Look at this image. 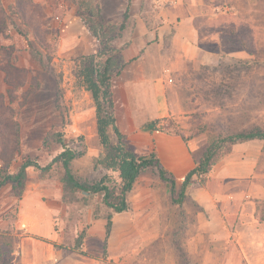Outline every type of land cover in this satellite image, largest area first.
<instances>
[{"label":"rangeland","instance_id":"1","mask_svg":"<svg viewBox=\"0 0 264 264\" xmlns=\"http://www.w3.org/2000/svg\"><path fill=\"white\" fill-rule=\"evenodd\" d=\"M1 1L9 12L16 3V0ZM32 1L51 25L47 30L41 27L40 35L46 38L45 46L38 45L33 30L26 27L14 13L15 21L25 33H19L10 22L0 32V60L8 55L18 68L9 72L0 68V93L19 123L20 142L18 150L11 156L10 170H16L26 159L47 166L63 150L58 140L59 134H62L67 146L82 153L72 163L76 174L84 180L94 181L105 173L97 164V159L105 156L107 150L99 137L96 101L88 87V80L95 76L98 62H105L109 55L97 56V40L81 21L75 0ZM129 1L131 6L124 30L129 26L128 32L132 33L135 29L130 21L131 14L141 0L109 1L113 6L111 11L103 8L100 0L108 24L105 35H117ZM145 1H149L150 5L143 6L141 15L148 17L152 13L151 6L164 0ZM182 1L196 3L192 8L195 12L194 25L198 29L196 35H211L209 40L199 42V55L196 58H187L179 45L173 44L172 36L174 32L180 35H191V32L186 24H177L163 34L167 35L162 45L163 57L159 58L156 45L150 48L146 56H152L159 98L167 109L157 120V127L165 134L183 138L187 146L194 149L192 154L197 161L216 133H200L198 129L203 125L211 128L225 125L237 129L253 124L264 126V0ZM158 25L157 22L148 21V27ZM124 30L111 42L114 51L123 50L119 54L121 59L115 57L112 64L114 71L122 62L132 61L124 53L129 46V39L123 35ZM29 41H34L42 51L43 63L33 54ZM96 45L97 49L92 52ZM142 54L140 52L137 57ZM119 75H114L110 80L116 120L112 81ZM88 108L95 112L94 124L77 128L76 115ZM131 147L138 155L153 152L138 149L133 141ZM230 152L224 154L216 164L219 165L225 157L228 159ZM259 168L264 171V155ZM218 172L213 176L192 177L187 191H195V187L207 185V181H210L208 186L213 191L247 190L245 180V184L240 183L241 187H237L231 178H224ZM63 175L64 170L58 163L52 164L46 171L34 166L28 168L25 191H41L44 205L48 206L47 211H52L51 230H55L58 236L53 245H47L48 254L54 251L68 255L79 253L72 254L73 259L64 260L63 264H189V260H183L180 251L188 249L187 237L194 234L196 228H184L180 223L185 222L181 218L182 209H169L164 217L167 219L166 227L154 228L158 214L152 206L138 212H134L132 207L128 211L131 216L121 217L102 203L103 193L81 191L76 194L75 201L66 202L63 199ZM261 177L264 181V176ZM184 180L181 179L176 191L181 190ZM168 183L160 179L156 168H152L141 174L132 191H170ZM21 198L16 196L10 182L0 188V227H13L19 237L11 264L21 263V241L24 237L32 235L39 238L37 234H31L28 223L22 226L19 214ZM187 208L188 220L195 222L198 206L188 200ZM111 214L112 222L108 226V216ZM90 227L97 233L105 231L106 236L91 234L88 232ZM157 233L167 235L166 241L159 238ZM79 239H82L80 246ZM23 244L25 253H28L30 243L27 242L29 246L25 242ZM162 247L171 250L172 260L159 261L158 251ZM207 248L213 251L220 249L219 245L209 241ZM258 262L263 263V259ZM191 263L198 264L199 260L192 258Z\"/></svg>","mask_w":264,"mask_h":264},{"label":"crops","instance_id":"2","mask_svg":"<svg viewBox=\"0 0 264 264\" xmlns=\"http://www.w3.org/2000/svg\"><path fill=\"white\" fill-rule=\"evenodd\" d=\"M109 1L112 0H101L103 8L111 11L113 6ZM194 4L196 3L187 4L182 0L159 1L151 6L152 13L147 17L141 15V9L144 5L149 6V1L138 2L130 19L135 31L128 32L130 28L128 26L123 32L124 37L129 39V46L124 49V53L127 59L132 61L112 81L119 128L127 134L131 146L133 141L138 149L153 150L157 154L163 166L175 175L176 188L199 160H195L192 154L194 149L189 148L183 138L165 134L157 127V120L167 109L162 106L159 98L157 75L154 74L153 61L150 58L152 56L147 57L146 54L148 55L150 48L156 45L159 48V58L163 57L162 45L167 39V35H163L165 31H169L177 24H186L191 35L174 32L173 44L179 45L187 58H196L199 55V42L208 41L211 35H196L198 29L194 25L195 12L192 9ZM148 21L157 22L159 25L155 28L148 27ZM96 49L97 45L91 51ZM140 52H143L142 56L137 57ZM94 116V110L88 108L76 115L75 126L82 128L94 124ZM263 155V140L236 143L229 158L225 157L219 165L215 164L209 173V176H213L219 171L222 177L231 178L237 187H241L240 183L245 184L246 181L247 190L237 188L234 191H213L208 186L210 181H207V185L195 187V191H186L183 202L177 203L174 200L179 197L181 191L173 192L171 183H168L170 191H131L129 195L131 208L138 212L146 211L152 206L158 214L153 227L160 229L166 227L167 219L164 217L169 209H182L181 218L187 223L184 221L180 223L184 228L188 226L196 228L194 234L187 237L188 249L180 251L183 260H189V264H192V258H197L198 264H259L258 261L261 259H263L261 264H264V218H261L264 204V181L261 176H264V171L259 168ZM188 200L198 206L195 222L187 218ZM47 207L44 205L41 191H24L20 200V220L22 226H27L28 223L31 234L35 233L39 238L32 235L23 236L20 264H63L62 261L72 260L74 254H79L46 252L47 245H53L58 238L56 231L51 230L52 211L48 212ZM117 215L131 216L129 212ZM88 232L106 236L105 231L97 233L92 227ZM157 234L166 241L167 235ZM207 241L216 243L220 249L218 251L208 249ZM24 242L30 243L28 253H25ZM170 253L169 248L165 250L162 247L158 251L159 261L172 260Z\"/></svg>","mask_w":264,"mask_h":264},{"label":"trees","instance_id":"3","mask_svg":"<svg viewBox=\"0 0 264 264\" xmlns=\"http://www.w3.org/2000/svg\"><path fill=\"white\" fill-rule=\"evenodd\" d=\"M75 1L78 5L77 13L81 21L88 32L97 40L99 47L97 56L104 57L109 55L105 62L103 60L98 62L95 76L88 80V87L96 101L99 137L107 150L105 156L97 159V164L105 170V173L94 181L80 178L74 171L72 163L82 153L67 146L62 134H59L58 140L63 146V150L47 166H42L36 160L26 159L16 170H10L11 156L15 150H18L20 142L19 123L14 119L11 108L4 102L3 95L0 93V188L10 182L16 196L21 198L25 191L29 167L34 166L41 171H46L52 164L58 163L64 170L61 181L63 199L66 202L75 201L77 199L76 194L81 191L91 194L103 193L102 203L113 214L124 213L131 210L129 195L142 173L156 168L160 179L171 183L173 192L176 191V177L163 166L154 151L149 154H136L130 146L126 134L119 128L115 117L110 80L114 75H119L130 60L122 62L116 71L112 70L115 57L118 56L121 59L122 57L119 54L123 50L114 51L111 47V42L119 37L126 27L130 1L124 13L123 22L119 27V32L117 35L109 36L105 35L108 24L104 19L100 0ZM35 7L32 0H16L15 6L9 12L0 0V32L4 31L7 27V22H10L19 33H25L24 29L14 19L13 15L17 14L20 17L19 19L24 22V25L33 30L34 38L37 39L35 41L39 43L38 45L41 47L45 46L46 38H44V35H40L41 27L47 30L51 25ZM25 36L28 37V35ZM105 38L106 40H104ZM29 44L33 47V54L40 60V63H43L42 51L38 46L36 47L34 41H29ZM110 52H114V54H110ZM0 68L5 72L18 70L15 64L10 61L8 55L3 60H0ZM38 85L39 83L37 82L36 86ZM198 131L200 133L216 131V133H214L211 143L205 146L197 165L185 175L179 197L174 200L177 203L183 202L191 178L194 176L200 178L208 175L218 160L231 151L234 144L249 140L264 141V126L256 124L239 129L225 125L211 128L205 124ZM191 202L195 204V202ZM261 213V218H264V206ZM111 222L112 214L108 216V226H111ZM14 231L13 227L7 229L0 227V264H11L14 259V252L19 242V237ZM81 242L82 239H79L78 246L81 245Z\"/></svg>","mask_w":264,"mask_h":264}]
</instances>
